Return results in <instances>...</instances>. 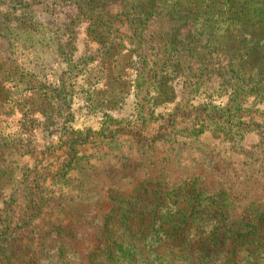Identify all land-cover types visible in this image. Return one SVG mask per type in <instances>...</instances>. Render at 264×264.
<instances>
[{
    "label": "trees",
    "instance_id": "obj_1",
    "mask_svg": "<svg viewBox=\"0 0 264 264\" xmlns=\"http://www.w3.org/2000/svg\"><path fill=\"white\" fill-rule=\"evenodd\" d=\"M37 9L59 19L53 33L63 42L76 39L84 26L92 40L101 44L102 65L108 74L112 67L116 69L111 63L121 59L110 60L112 53L124 49L122 57L127 56L143 76L140 83L156 93L144 94L154 103H167L173 82L185 83L187 71L195 76L200 67L202 90L217 80L220 92L237 93L234 101H246L248 91H264V0H0V39L42 35L46 28L34 21ZM216 39L220 41L213 45ZM126 40L133 46L123 47ZM201 43L202 55L198 53ZM0 50L4 55L11 53ZM199 86L191 83L190 88ZM9 92L6 85L0 86L3 115L7 114L4 107H11L6 105ZM111 137L115 148L108 155L123 167L121 130ZM157 137L154 143L168 142L169 134ZM75 158L76 165L74 161L67 165L69 172L81 162L77 154ZM89 159L80 164L95 169ZM157 172L109 177L94 214L86 195L64 199L57 209H50L58 210L60 216L42 227L33 226L35 231L28 232L32 241L24 243L32 249L41 245V251L51 256L48 264H264L263 194L248 203L235 202L229 197L234 189L227 179L219 188L213 180L211 184L172 183ZM223 173L218 176L227 175ZM66 176L57 182L59 190L65 180L66 187L76 182L74 187L80 186L81 181ZM120 180L125 183H116ZM35 190L28 199L31 215H39L46 207L38 202ZM13 199L8 223L14 225H4L0 231V264H13L20 257L16 222L21 219L18 208L25 207L19 197ZM49 238L54 242L47 244ZM52 247L56 255H49ZM29 255L35 258L34 253Z\"/></svg>",
    "mask_w": 264,
    "mask_h": 264
},
{
    "label": "rangeland",
    "instance_id": "obj_2",
    "mask_svg": "<svg viewBox=\"0 0 264 264\" xmlns=\"http://www.w3.org/2000/svg\"><path fill=\"white\" fill-rule=\"evenodd\" d=\"M34 21L46 28L42 35L0 39V48L11 52L4 55L0 50V86L12 91L6 96L10 109L6 106L7 114L0 113V231L4 225H14L8 223L14 197L25 207L18 208L17 238L22 245L16 248L20 257L13 264H30V260L48 264L51 256L41 251V245L32 249L24 243L32 241L28 232L59 217V211L51 207L57 209L59 202L71 197L78 200L86 195L94 214L109 177L131 178L138 172L158 171L157 175H165L172 183L211 184L213 180L219 188L227 179L234 189L229 197L235 202L248 203L255 195L264 196V91H248L246 101H234L237 93L230 95L232 89L220 92L215 79L202 90L200 67L195 76L187 71L185 83L173 82L167 103H154L144 94L156 93L140 83L143 76L127 56L122 57L124 49L112 53L110 60L121 59L111 63L116 69L112 67L110 75L104 70L101 44L92 40L84 26L76 39L63 42L53 33L58 18L37 9ZM216 40L213 45L220 41ZM129 42L122 46H133ZM198 53L202 55V43ZM191 83L200 86L193 89ZM24 109L28 113H22ZM118 130L124 147L120 154L125 159L123 167L108 155L115 148L111 135ZM162 133L169 134L168 142L154 143ZM76 154L82 164L89 157L95 169L79 163L69 172L67 165L78 162ZM221 173L227 175L219 177ZM65 175L81 181L80 186L74 187L76 182L66 187L65 180L59 190L57 182ZM36 188L38 202L46 207L39 215H31L28 199ZM54 188L56 193L51 192ZM51 242L54 239L49 238L47 244ZM33 253L36 259L29 257ZM48 253L54 255L55 248Z\"/></svg>",
    "mask_w": 264,
    "mask_h": 264
}]
</instances>
